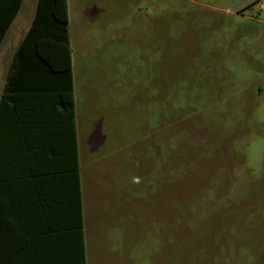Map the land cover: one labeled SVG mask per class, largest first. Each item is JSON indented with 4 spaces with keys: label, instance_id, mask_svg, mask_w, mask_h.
<instances>
[{
    "label": "rangeland",
    "instance_id": "374dc122",
    "mask_svg": "<svg viewBox=\"0 0 264 264\" xmlns=\"http://www.w3.org/2000/svg\"><path fill=\"white\" fill-rule=\"evenodd\" d=\"M69 11L87 264H264V0Z\"/></svg>",
    "mask_w": 264,
    "mask_h": 264
},
{
    "label": "trees",
    "instance_id": "16d2710c",
    "mask_svg": "<svg viewBox=\"0 0 264 264\" xmlns=\"http://www.w3.org/2000/svg\"><path fill=\"white\" fill-rule=\"evenodd\" d=\"M22 4L0 0V49ZM31 87L48 121H0V264H87L67 0L38 1L0 109Z\"/></svg>",
    "mask_w": 264,
    "mask_h": 264
},
{
    "label": "crops",
    "instance_id": "0c3cea01",
    "mask_svg": "<svg viewBox=\"0 0 264 264\" xmlns=\"http://www.w3.org/2000/svg\"><path fill=\"white\" fill-rule=\"evenodd\" d=\"M39 0H23V4L21 10L19 11L17 17L13 21L9 31L7 32L3 43L0 49V67L2 69L0 73V102L2 100L7 82H8V74L10 65L12 63L14 54L29 30L33 19L36 14V9ZM68 1V11H69V0ZM27 10L29 13H27ZM71 22L70 11H69V26ZM70 28V27H69ZM70 45H71V62H72V73H73V88H74V99H75V109H76V121H77V136H78V149H79V118L76 106V77L75 72H81L80 70H76L74 63V51L72 49V40L70 33ZM85 73L89 74L87 69L85 68ZM46 89H35V87L28 88L26 91H21V94H16L19 97L17 109H13L12 100L7 102L4 109H0V121H48V101L46 94ZM18 93V91H16ZM50 121V120H49ZM80 158V154H79ZM81 165V163H80ZM86 241V240H85ZM86 254H87V246H86ZM7 256V254H6ZM1 257V252H0ZM16 264V261H15Z\"/></svg>",
    "mask_w": 264,
    "mask_h": 264
},
{
    "label": "clouds",
    "instance_id": "9594fccd",
    "mask_svg": "<svg viewBox=\"0 0 264 264\" xmlns=\"http://www.w3.org/2000/svg\"><path fill=\"white\" fill-rule=\"evenodd\" d=\"M262 144H264V142H262ZM254 151L256 150V146H254V149H253ZM252 164H253V166H257L258 165V160H253L252 161Z\"/></svg>",
    "mask_w": 264,
    "mask_h": 264
}]
</instances>
